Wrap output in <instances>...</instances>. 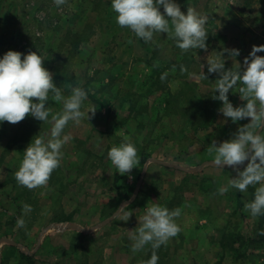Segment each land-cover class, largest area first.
<instances>
[{
    "label": "rangeland",
    "instance_id": "1",
    "mask_svg": "<svg viewBox=\"0 0 264 264\" xmlns=\"http://www.w3.org/2000/svg\"><path fill=\"white\" fill-rule=\"evenodd\" d=\"M175 2L181 11L193 7L207 14L206 49L181 52L163 32L145 43L116 24L110 0H67L60 6L53 0H0V56L37 51L65 96L71 87H83L85 105L96 107L88 120L68 122L64 132L72 139L62 148L60 165L46 185L33 189L14 176L31 140L8 143L30 115L14 124L0 122V264H29L21 252L33 256L32 264H144L123 260L120 253L131 250L144 209L159 203L181 209L175 221L185 234L155 250L146 244L136 251L139 256L160 252L157 264H264V215L253 217L243 207L254 187L221 192L237 173L212 165L208 152L250 118L233 123L220 113L222 102L213 98L219 76L208 73L206 64L208 55L221 52L225 69L236 62L243 68L252 46L264 45V0ZM82 34L87 38L79 41ZM233 48L238 56H229ZM238 87L227 94L234 107L244 103ZM49 98V120L35 119L36 129L25 139L50 132L51 116L62 104L51 93ZM125 137L136 146L139 162L121 175L107 153ZM24 204L31 205L26 214ZM21 216L23 228L16 225ZM106 219V226L96 227ZM69 223L85 230L63 231Z\"/></svg>",
    "mask_w": 264,
    "mask_h": 264
},
{
    "label": "clouds",
    "instance_id": "2",
    "mask_svg": "<svg viewBox=\"0 0 264 264\" xmlns=\"http://www.w3.org/2000/svg\"><path fill=\"white\" fill-rule=\"evenodd\" d=\"M66 2L53 0L56 6ZM110 6L115 13L116 24L127 27L145 43L152 40L154 33L163 32L181 52L207 48L205 26L208 16L193 7L181 11L175 0H110ZM262 51L264 45H253L244 58L243 68L236 62L234 68L225 69L221 52L206 57L207 72H215L219 76L215 80L216 95L213 98L222 102L220 113L233 123L250 118L247 124L238 127L231 138L210 145L211 164L220 169L225 165L231 166L237 173L229 178L226 186L219 189L221 192L231 187L243 193L250 185L254 187L253 198L243 205L253 217L264 215V56L256 55ZM238 55L239 49L229 51L231 57ZM42 61L37 51L22 54L8 50L0 56V122L14 124L24 119L26 114L42 122L48 121L50 110L45 103L50 99V93L52 100L62 104V111L51 116L50 132L34 135L23 150L14 176L18 184L29 189L46 185L53 170L60 165L62 148L72 139L70 134L64 132L68 122L88 120V114H94L96 109L85 105L88 96L83 87H71L70 94L65 96L53 82L52 73L43 67ZM203 67L200 64L201 78H205L201 71ZM181 71H185L183 66ZM166 75L163 73L161 79ZM238 84L239 97L244 103L234 107L227 94ZM31 98H36L35 102ZM85 107L87 110H82ZM107 157L121 175L129 173L139 162L137 148L127 137L124 142L111 146ZM246 160L247 164L242 170L236 167ZM30 211L31 205L24 204L23 212L26 214ZM130 214L125 213V221ZM180 215V208L169 210L159 204L147 206L130 237L133 241L131 250L136 252L146 244L155 250L166 244L181 231L175 221ZM16 225L19 228L25 226L22 216L17 218ZM158 259L153 251L145 264H157Z\"/></svg>",
    "mask_w": 264,
    "mask_h": 264
},
{
    "label": "crops",
    "instance_id": "3",
    "mask_svg": "<svg viewBox=\"0 0 264 264\" xmlns=\"http://www.w3.org/2000/svg\"><path fill=\"white\" fill-rule=\"evenodd\" d=\"M225 25L227 26V25H229V28H232L233 27V25H231V23H230V20L228 21L227 20V22H225ZM235 26V25H234ZM236 27V26H235ZM230 32L229 31H222V36H226V37H229V34ZM226 34V35H225ZM139 186V185H138ZM136 194H138V187H137V189H135V191H133V194H132V198H130V199H128V201H130V200H132L134 197H135V195ZM128 201L126 202L127 204H128ZM122 205H125V204H122ZM122 205L117 209V210H115L116 212L111 216V217H115L120 211H121V209H122ZM159 205H160V203H159ZM66 219H68V218H66ZM109 219V218H108ZM108 219H106L104 222H102V223H100V224H97L96 225V227L97 228H100L101 226H106V224L108 223ZM136 224H138V223H136ZM131 226H134L135 225V223H132V224H130ZM68 230H72V231H78V232H83L82 230H85L84 229V227H82L81 225H77V224H75V225H72L71 223H69V224H66V225H64V228H63V231H68ZM185 227H183L182 226V231L181 232H179L181 235L182 234H185ZM123 244H124V242H123ZM122 244V245H123ZM127 244V243H126ZM131 245H132V242L130 241V248H131ZM173 245V244H172ZM146 246V245H145ZM173 247H174V245H173ZM142 249H147V247H143ZM159 252V251H158ZM157 252V253H158ZM137 252H133L132 250H130L129 252H125V251H123L122 253H120L122 256V258H123V260H133V259H139L140 261H147L149 258H150V256L151 255H145V253H143V255L142 256H139V254H136ZM158 257H159V259H161V257H162V254L159 252L158 253ZM166 258V257H165ZM129 264H131V263H129ZM141 264H143V263H141ZM145 264V263H144Z\"/></svg>",
    "mask_w": 264,
    "mask_h": 264
},
{
    "label": "trees",
    "instance_id": "4",
    "mask_svg": "<svg viewBox=\"0 0 264 264\" xmlns=\"http://www.w3.org/2000/svg\"><path fill=\"white\" fill-rule=\"evenodd\" d=\"M5 33V31L3 32V34ZM2 34V35H3ZM1 35V37H2ZM87 38V35L85 34H82L79 36V41L80 40H83V39H86ZM37 120H35V118H33L31 115L29 118H27L25 121L21 122L19 127L16 129L14 135L8 139V143H14V142H20V141H27V140H31V139H25L24 138V134L25 133H28V132H32L34 131L36 128H34V123L36 122ZM21 256H24L26 258H28V261H29V264H32L34 262L33 260V256L31 255H27L25 253H20Z\"/></svg>",
    "mask_w": 264,
    "mask_h": 264
}]
</instances>
